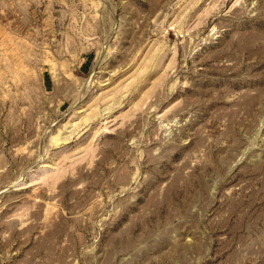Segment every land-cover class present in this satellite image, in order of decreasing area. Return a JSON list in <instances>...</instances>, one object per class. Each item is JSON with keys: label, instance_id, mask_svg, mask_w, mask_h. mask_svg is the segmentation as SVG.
Masks as SVG:
<instances>
[{"label": "rangeland", "instance_id": "374dc122", "mask_svg": "<svg viewBox=\"0 0 264 264\" xmlns=\"http://www.w3.org/2000/svg\"><path fill=\"white\" fill-rule=\"evenodd\" d=\"M0 264H264V0H0Z\"/></svg>", "mask_w": 264, "mask_h": 264}]
</instances>
